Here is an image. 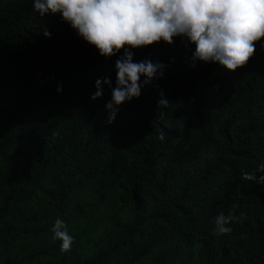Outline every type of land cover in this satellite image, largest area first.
Listing matches in <instances>:
<instances>
[{
	"label": "trees",
	"instance_id": "trees-1",
	"mask_svg": "<svg viewBox=\"0 0 264 264\" xmlns=\"http://www.w3.org/2000/svg\"><path fill=\"white\" fill-rule=\"evenodd\" d=\"M254 43L233 72L191 66L179 39L133 49L135 61L163 62L164 76L108 123L111 89L90 94L97 78L114 86L120 53L99 55L31 0H0V264H264V185L241 179L264 159ZM234 204L242 222L213 235L211 217ZM57 216L76 238L69 253L51 238Z\"/></svg>",
	"mask_w": 264,
	"mask_h": 264
},
{
	"label": "clouds",
	"instance_id": "clouds-1",
	"mask_svg": "<svg viewBox=\"0 0 264 264\" xmlns=\"http://www.w3.org/2000/svg\"><path fill=\"white\" fill-rule=\"evenodd\" d=\"M31 7L41 18L59 14L60 20L99 55L108 58L120 53L114 61V86L109 77L97 78L90 94L91 99H97L105 85L111 89V98L104 105L108 123L123 102L138 98L145 84L164 76L166 65L159 59H133L137 47L154 42L172 46L179 39L190 49L191 66L197 61L213 63L227 72L249 61L256 49L254 42L264 50V0H31ZM42 34L52 35L46 27ZM56 90L62 89L57 85ZM158 97L157 108L163 113L169 100L162 89ZM164 133L159 132L160 141H164ZM241 179L264 185V159L253 170H242ZM237 207L234 204L227 213L218 211L211 217L213 235L231 234L233 222H242L245 213L236 215ZM50 232L52 240L59 241L60 253L73 249L76 238L66 220L55 217Z\"/></svg>",
	"mask_w": 264,
	"mask_h": 264
}]
</instances>
